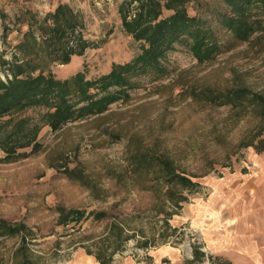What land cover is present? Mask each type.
Instances as JSON below:
<instances>
[{
	"label": "rangeland",
	"instance_id": "1",
	"mask_svg": "<svg viewBox=\"0 0 264 264\" xmlns=\"http://www.w3.org/2000/svg\"><path fill=\"white\" fill-rule=\"evenodd\" d=\"M57 2L0 0V53L7 50L8 57V47L15 45L18 33L26 29L20 23L23 13L42 16ZM71 2L85 17V37L93 47L82 55H74L67 65L52 66L58 78H67L78 71L93 78L108 72L113 63H124L139 53L140 43L122 30L119 3ZM201 4L214 9L220 1L190 3L186 7L188 14H200ZM211 25L227 47L211 63L198 65L188 52L178 47L166 57L169 75L153 86L143 84L131 91L127 103L111 106L113 115L99 128L92 123H73L52 132L45 127L38 137L37 152L27 149L26 157L11 163L0 162V218L23 223L32 231L30 248L42 263L98 264L86 254L83 245L90 236L98 235L102 224L88 219L77 225H58L59 207L66 211H106L109 216L139 213L144 223L149 222L146 219L151 203L149 194L118 186L102 176L106 166L122 165L128 138L133 136V141L158 139L161 148L167 149L182 169L199 176L198 189L188 195V201L170 220L179 234L164 246L178 249L180 255L189 259L186 256L189 242L205 251L207 264L222 261L264 264V154H257L251 147L237 146L249 123L233 120L228 107L209 108L181 95L186 79L226 85L233 74L264 94V48L261 51L258 44L252 48L235 44L218 25L214 22ZM114 121L120 122L119 129L124 134L117 141L102 134V129H110L109 124ZM64 167H79L95 178L101 175L107 198L92 199L84 186L67 178ZM13 243L12 239L5 240L0 245V255L6 254ZM130 251L119 258V264L125 259L147 264L144 257L153 248L146 254L139 251L138 256L129 255Z\"/></svg>",
	"mask_w": 264,
	"mask_h": 264
},
{
	"label": "trees",
	"instance_id": "2",
	"mask_svg": "<svg viewBox=\"0 0 264 264\" xmlns=\"http://www.w3.org/2000/svg\"><path fill=\"white\" fill-rule=\"evenodd\" d=\"M200 1L140 0L135 10L131 3H121L122 30L140 43V51L129 61L113 63L108 72L93 78L78 71L61 79L51 70L54 65L69 64L74 55H82L93 47L85 37L86 21L80 11L61 2L42 16L23 13L20 23L26 29L18 33L16 44L8 47V57L7 50L0 53V151L3 153L0 162L11 163L26 157L27 149L37 152L38 137L45 127L52 132L73 123H92L99 128L113 115L111 106L127 103L131 91L143 84L153 86L169 75L166 57L178 47L188 52L198 65L211 63L227 49L212 22L228 33L233 43L247 44L250 48L258 44L262 51L264 0H218V7L210 9L208 4H201L200 14L189 15L187 5H199ZM164 12L170 13L164 15ZM181 95L209 108L228 107L233 120L249 123L237 143L238 148L251 147L257 154H264V94L233 74L226 85L186 79ZM109 125L110 129H102V134L113 141L124 137L120 122ZM63 172L68 179L84 186L92 199L107 198L101 175L91 177L79 167H64ZM102 176L118 186L149 194L151 203L147 208V223L139 213L109 216L106 211L57 209L58 225H77L88 219L102 224L98 235L90 236L83 245L86 254L98 264H119V258L128 250L132 256H138L139 251L146 254L176 237L179 230L170 225V220L188 201V195L199 187L196 181L199 176L182 169L156 138L153 141L128 138L122 165L106 166ZM33 237L23 223L0 218V245L7 239L14 240L7 253L0 255V264H44L30 248ZM130 243L133 245L128 249ZM204 257L200 248L194 246L192 259L185 264H199ZM144 258L151 264L149 256Z\"/></svg>",
	"mask_w": 264,
	"mask_h": 264
},
{
	"label": "crops",
	"instance_id": "3",
	"mask_svg": "<svg viewBox=\"0 0 264 264\" xmlns=\"http://www.w3.org/2000/svg\"><path fill=\"white\" fill-rule=\"evenodd\" d=\"M61 2L72 4L71 0H58L56 5ZM149 257L151 258V264H185L186 260H188L180 255L178 249L164 245L153 248V251L150 252ZM127 260L128 259H125L122 264H140L138 261L134 263L133 261Z\"/></svg>",
	"mask_w": 264,
	"mask_h": 264
},
{
	"label": "built area",
	"instance_id": "4",
	"mask_svg": "<svg viewBox=\"0 0 264 264\" xmlns=\"http://www.w3.org/2000/svg\"><path fill=\"white\" fill-rule=\"evenodd\" d=\"M102 1H105V2H115L116 4H121L123 2H128V3H131L132 5V8L135 10V8L138 6V3L140 0H102ZM98 4V3H97ZM133 13V11H132ZM186 248H187V251H186V256L189 258V259H192V253H193V247L192 245L188 242L187 245H186ZM203 253L205 252L204 250H201ZM205 257L203 259V261L200 263V264H207L208 263V257L207 255L204 253Z\"/></svg>",
	"mask_w": 264,
	"mask_h": 264
}]
</instances>
